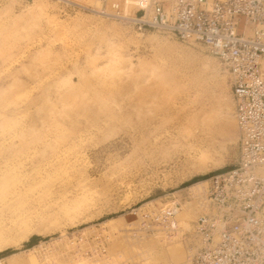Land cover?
I'll return each mask as SVG.
<instances>
[{
  "label": "rangeland",
  "instance_id": "1",
  "mask_svg": "<svg viewBox=\"0 0 264 264\" xmlns=\"http://www.w3.org/2000/svg\"><path fill=\"white\" fill-rule=\"evenodd\" d=\"M141 7L0 0V264L193 253L200 196L238 157L230 77L206 46L138 29ZM172 200L168 232L152 215Z\"/></svg>",
  "mask_w": 264,
  "mask_h": 264
},
{
  "label": "built area",
  "instance_id": "2",
  "mask_svg": "<svg viewBox=\"0 0 264 264\" xmlns=\"http://www.w3.org/2000/svg\"><path fill=\"white\" fill-rule=\"evenodd\" d=\"M138 1V29L160 28L206 46L226 68L234 101L236 164L213 175L200 196L197 243L181 264H264V0ZM179 210L172 200L152 222L174 232Z\"/></svg>",
  "mask_w": 264,
  "mask_h": 264
},
{
  "label": "bare ground",
  "instance_id": "3",
  "mask_svg": "<svg viewBox=\"0 0 264 264\" xmlns=\"http://www.w3.org/2000/svg\"><path fill=\"white\" fill-rule=\"evenodd\" d=\"M179 212V211H178ZM188 261H189V259H188Z\"/></svg>",
  "mask_w": 264,
  "mask_h": 264
}]
</instances>
